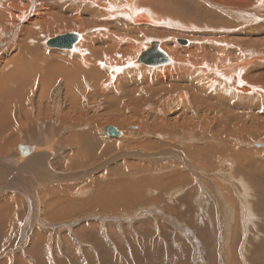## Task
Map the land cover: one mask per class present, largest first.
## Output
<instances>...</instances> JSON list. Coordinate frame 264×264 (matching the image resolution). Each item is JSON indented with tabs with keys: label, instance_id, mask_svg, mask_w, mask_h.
Segmentation results:
<instances>
[{
	"label": "bare ground",
	"instance_id": "obj_1",
	"mask_svg": "<svg viewBox=\"0 0 264 264\" xmlns=\"http://www.w3.org/2000/svg\"><path fill=\"white\" fill-rule=\"evenodd\" d=\"M239 1L242 0H203V2L212 6L213 10L228 16L238 15L239 17L246 14V16L240 17L247 19L250 18V13L252 16L259 17L260 20L263 18L264 0H257V4L254 1L256 5L251 6V8L238 5ZM167 2L169 5L164 8L160 1V4L158 3V0H74L76 5L74 11L77 13L72 16L71 20L63 21V17L61 18L56 14L57 3L55 0H0V55L3 54L6 48H12L14 52L10 56L3 54V58L0 59V156H6L10 152L11 146L21 140L24 143L19 144L20 146L26 149L30 148V152L22 154L18 147H14L11 149L12 153L9 157L0 158V180L8 181L5 182L3 189H21L29 197L31 210L34 209L32 217L36 214L35 200L38 199V195L37 199L34 197V190L40 184L58 178L54 171H78L86 168L89 164H91L89 166H92L100 158H105L109 154L120 153L126 147L133 146L132 143H120V141L117 142L109 136L104 138L98 135V133L103 135L102 129L109 125H103V128H99L97 133V126L95 127L96 124L92 118L93 115L89 114V112L96 111L91 110L90 104H88L93 95H99L101 98L110 94L107 97V102L112 106H108V111L103 106L102 113L99 112L101 115H96V117H100L98 120L103 123H111L118 115L117 106L119 104L115 106L114 103L120 101L121 104L123 102L125 104L135 96H146L147 94L151 95V100H154L164 89L169 90V92L166 91L168 96L165 99L159 100V102L155 101V109H152L151 105H148L146 109L149 113L155 114L153 118L155 117L158 123L163 125L159 128L157 137L167 142L162 143L158 139V141H143L141 144L145 150L154 151L163 147L179 149L189 160L203 159L205 161L204 166L207 167H212L219 156L224 157L226 156L224 154L227 153L234 158L233 161L236 160L238 165H244L247 161H250L252 155L256 154L254 144L258 142H256L257 140H251L259 136L257 124L259 122L264 123V120L263 122L262 119L258 120L255 115L246 117L242 113L236 115L227 111L218 113L216 119L215 115L209 116L208 109L210 108L207 105L210 103L206 102L203 96L206 89L216 90L218 89L216 86L221 84L220 90L225 89L223 92H226L228 90L226 84L232 87L231 89L236 95L251 93V96H257L263 92L264 87L257 84H264V76L261 77L262 80L257 77L255 80L257 84L244 83L241 78H246L247 70H253L257 67V63L253 62V59L264 61V54L257 55L254 53L260 50L264 51V38H261L256 31L252 34L245 33L243 39L227 38L233 44L235 43L234 45L241 46V48L238 47L239 49H244L248 53V55H239V58L243 57V59L236 61V63L229 60L233 57L237 60L238 55L234 52L239 51V49L224 42L212 41V44H205V41L202 40L200 43L195 44L194 41L189 43L186 40L189 46L186 48L179 47L171 42L167 35L156 32V28H170L176 27V25L184 28L188 24L193 25L194 28L196 26L192 22L186 24L183 21L184 19H180V16L176 15L178 14L176 5L172 4L171 0ZM87 8H91L94 14L91 21L83 19L82 14L77 11L78 9ZM213 14L218 18L221 16H217L214 12H209L208 15L213 16ZM84 16L86 17V15ZM120 19L126 23L116 25ZM242 20L240 19V21ZM61 21L65 25L58 23ZM217 22L218 25L225 27L227 23H235L236 20L222 19ZM56 24L68 28L67 31L79 30L80 40L72 50L62 51L66 52L65 54L56 53L54 49L47 52L56 59H46L43 65L40 63L42 60L40 51L31 49L38 46L34 42L33 35H39L42 27L47 29ZM106 26L111 28L108 30ZM190 26L188 28H191ZM251 26L253 24L248 29L254 30ZM122 29L124 32L121 31ZM130 30L135 35L127 36L125 32ZM19 31L21 32L20 36H18ZM231 31H233L232 28ZM162 36H164L162 38L163 42L160 45L158 41V46L170 58L169 63L159 66L162 68L156 73L157 75L146 76L148 70L145 69L147 68L139 69L140 67L137 65L140 64L138 56L143 52H140L143 48L145 51L151 47V40L159 39ZM30 44L31 47H29ZM37 44H39L38 38ZM165 65L167 66L163 67ZM124 67H126V74L117 75ZM134 71L139 72L135 73ZM130 73L131 75H129ZM126 77L128 78L126 79ZM83 78L88 79L91 86H82L84 83ZM115 78L118 80L114 81ZM111 80H113L114 85H107ZM203 80L206 82H203ZM88 88L89 90H87ZM223 92L218 91L219 94ZM117 95L119 97H116ZM229 97L237 99L232 95ZM90 102L95 103L97 101ZM202 104L206 107L201 106ZM128 105L131 104L128 103ZM110 107L112 108L110 109ZM202 107L207 111L200 112ZM129 109L130 112L131 110L133 112L137 111L135 106H130ZM216 109L218 108H212V110ZM145 115L147 116L148 113H145ZM145 115L144 117H146ZM138 118L140 119V117ZM69 124L83 129L67 135L70 130ZM128 127L133 129L132 133L128 132L129 135L138 134L137 127L135 128L134 125ZM117 131L120 132L117 137L119 138L122 133L120 130ZM249 140L251 143L248 142ZM25 141L33 142L29 144ZM205 141L212 143L218 141L224 145L216 147L204 143ZM230 141L236 145L239 144L240 147H237V149L232 148L235 144L232 145ZM198 142L200 144H196ZM58 144L68 147L72 145L75 149L69 151L60 159H52L51 156L60 151L58 150ZM246 145L254 146L251 148L253 151L244 149L248 148ZM183 146H187V148H182ZM137 147L134 146L133 148L137 149ZM17 151L20 154H17ZM148 151L146 152L149 153ZM144 152L143 156H145ZM171 155L172 152L164 151L150 157L153 160H163L166 157L170 158ZM13 157H16L18 161H15ZM228 161L222 160V162L230 164L231 161ZM150 177H153V175ZM155 178H149L148 182L164 186L175 181L173 177L165 182ZM138 186L139 183L129 179H121L114 183H111V181L110 183L99 182L96 185V188H98V192H96L101 193L105 203L106 200L111 199L118 207H123L126 199L137 197L134 192L137 188L139 189ZM61 200L58 199L57 202ZM48 202L47 206L55 204L56 200L52 203ZM72 203L68 204L67 202V206H73ZM47 206L45 207L47 208ZM3 207L5 210L8 209L7 205Z\"/></svg>",
	"mask_w": 264,
	"mask_h": 264
},
{
	"label": "rangeland",
	"instance_id": "obj_2",
	"mask_svg": "<svg viewBox=\"0 0 264 264\" xmlns=\"http://www.w3.org/2000/svg\"><path fill=\"white\" fill-rule=\"evenodd\" d=\"M55 1L57 3L56 14L61 18L63 17V21L71 20L72 16L77 13L74 11L76 8L74 0ZM159 1L164 8L169 5L167 2L169 0H158V3ZM254 1L257 4V0H242L239 1L238 5L251 8V6L256 5ZM171 2L176 5L178 9L176 15L180 16V19H184L183 21L186 24L192 22L197 27L194 28L193 25L188 24L191 28H188V25L182 28L179 24V26L174 24L176 27H158L157 30L155 29L156 32L167 35L169 40L179 47L186 48L189 43L194 41L195 44H198L202 40L205 41V44H212V41L224 42L234 47L236 46L235 43L233 44L227 38L243 39L245 33L252 34L254 31L261 38H264V14L261 20L250 13V18L245 19L240 16H246V14L239 17L238 15L228 16L213 10V7L203 2V0H171ZM77 11L82 14L83 19L91 21L92 16H94L91 8L78 9ZM209 12L221 16H219L220 18L214 14L210 16L208 15ZM222 19L236 20V22L227 23L224 27L218 25L217 22ZM240 19L243 20L240 21ZM58 23L62 24V21ZM118 23L116 25H122L126 22L120 19ZM251 24H253L251 27L254 30L248 29ZM62 25H65V23ZM231 28L233 31H231ZM67 29L56 24L47 29L42 27L39 35H33L34 42L38 46H35L36 49H31L40 51L42 58L40 63L44 65L46 59H56L47 53L53 50L46 46L48 39L65 33H79V30L67 31ZM151 29L153 30L152 27ZM125 33L127 36L135 35L133 31L131 33V30ZM20 35L21 32L19 31L18 36ZM163 37L150 42L159 41L161 45ZM37 38L39 44H37ZM178 39L187 40L189 43L181 46L176 42ZM29 47H31V44ZM238 47L241 48V46H236V48ZM143 49L140 52L144 51ZM54 50L56 53H66L62 52L65 50ZM12 53H14L12 48H6L3 51V54L8 56ZM234 53L238 57H236L237 60L235 57L229 60L233 63L243 59V57L239 58V55H248L244 49H239ZM254 53L263 55L264 51L260 50ZM3 54L0 55V59L3 58ZM253 62L257 63V67L253 70H247L246 78H241L244 83L257 84L255 82L257 77L262 80L261 77L264 76V61H257L255 58ZM120 65L124 66L123 64ZM137 65L140 67L139 69L147 68L145 69L148 70L146 76H155L162 68L146 67L141 63ZM125 68L117 75L126 74ZM116 78L114 81L118 80ZM83 80L82 86H91L88 79L83 78ZM109 82L107 85H114L113 80ZM203 82L206 81L203 80ZM207 82L209 83V81ZM100 85L102 84L100 83ZM257 85L264 87V84L258 83ZM225 86L228 89L226 92H223L225 89L220 90L222 84L216 86L218 88L216 90L206 89L203 97L206 102L210 103L209 106L207 105L211 109H208L209 116L215 115L217 119L218 113L227 111L236 115L242 113L246 117L255 115L258 120L262 119L263 122L264 91L257 96H251V93L236 95L233 93L232 87L226 84ZM167 90L164 89L163 92H160L163 95L158 93L159 96L154 100H151V95L147 94L146 96H135L125 104L124 102L121 104L120 101L114 103L115 106L119 104L117 106L118 115L111 123H103L98 120L100 117H96V115H101L103 106L106 111L109 110V105L112 106L107 102V97L110 94L101 97L102 99L99 95L91 96L88 104H90L91 110H96V113L89 112V114L93 115L92 118L96 124L95 127L97 126V133L99 128H103V125L113 126L121 131L122 136L111 138L117 142L120 141V143H132L133 146L126 147L128 150L124 149L120 153L109 154L105 157L106 159L100 158L92 166H89L91 165L89 164L86 168L78 171H54L59 179L48 180L36 187V191L34 190V197L36 198L38 195V199L35 200L36 214L34 217H32L34 209L31 210L29 197L21 189H3L2 187L8 181L0 180V188H2L0 189V264H264V123L259 122L257 124L259 136L251 140H257V144L262 146L246 145L248 148L243 147L250 151H253L252 147L256 148V154L252 155L250 161H247L244 165H238L236 160L234 162V158L230 157L228 153L224 154L226 155L224 157L219 156L212 167H207L204 166L205 161L203 159L189 160L179 149L163 147L154 151L145 150L141 144L143 141L160 140L162 143L167 142L157 137L159 128L163 125L159 124L155 117L153 118L155 114L146 110L148 105L155 109V101L159 102V100L165 99L168 96ZM218 91L223 93L219 94ZM231 95L237 99L230 98ZM116 97H119V95ZM90 101L97 102L91 103ZM128 103L131 104L130 106H135L137 111L133 112L131 110L130 112ZM201 106L206 107L203 104ZM204 107L201 108L200 112L207 111ZM215 107L220 108L219 111L218 109H216L217 111L212 110ZM145 113H148L149 116H146ZM132 125L135 128L137 127L138 134H128V132L132 133L133 131L128 127ZM68 126L70 130L67 135L83 129L78 126L79 130L73 124ZM139 126L141 127L138 128ZM98 135L106 138L100 133ZM58 141L60 140L58 139ZM32 142L27 143L31 144ZM217 142L205 141L204 143L216 147L224 145ZM248 142L251 143L250 140ZM21 143H24V141L14 143L10 148V152L6 156H0V158L9 157L12 153L11 149L20 146ZM230 143L235 144L231 141ZM237 145L235 144L232 148L237 149V147H240L239 144ZM134 146H140V149L138 147L135 149ZM182 148H187V146ZM74 149L72 145L68 147L58 144V150L60 151L56 152L57 155H52L51 158L60 159ZM164 151L172 152L170 158L153 160L150 157ZM143 152L145 156H143ZM13 158L18 161L16 157ZM225 159L231 161L230 164L222 162ZM150 160L152 161L150 162ZM152 175L153 177H150ZM97 176L100 183H110V181L114 183L121 179L136 181V183H139V189L137 188L134 192L137 197L126 199L123 207H118L111 199L106 200L105 203L101 193H97L98 188H96V185L99 183ZM148 177L151 179L156 177V180L163 182L173 177L175 181L163 186L148 182ZM58 199L62 200L57 202ZM54 200H56V205L47 206L48 201L52 203ZM67 202L68 204L73 202L74 205L69 207ZM58 204L63 205L60 207L61 205ZM4 205H7L8 209L5 210Z\"/></svg>",
	"mask_w": 264,
	"mask_h": 264
},
{
	"label": "water",
	"instance_id": "obj_3",
	"mask_svg": "<svg viewBox=\"0 0 264 264\" xmlns=\"http://www.w3.org/2000/svg\"><path fill=\"white\" fill-rule=\"evenodd\" d=\"M80 40V35L77 33H65L61 35H57L53 38H50L46 41V46L51 49H59V50H71L74 45ZM177 43L182 45H187V41L184 39L176 40ZM159 42H151V47L148 50L143 51L138 56V62L145 66L159 67L164 64H168L170 58L166 53H164L159 48ZM102 134L109 137H118L120 132L117 131L114 127L105 126L102 129ZM255 147H259L260 144H254ZM18 150L22 153L30 152V148H25L23 146H18Z\"/></svg>",
	"mask_w": 264,
	"mask_h": 264
},
{
	"label": "flooded vegetation",
	"instance_id": "obj_4",
	"mask_svg": "<svg viewBox=\"0 0 264 264\" xmlns=\"http://www.w3.org/2000/svg\"><path fill=\"white\" fill-rule=\"evenodd\" d=\"M226 160V159H225ZM227 161V160H226ZM229 162V161H228Z\"/></svg>",
	"mask_w": 264,
	"mask_h": 264
},
{
	"label": "crops",
	"instance_id": "obj_5",
	"mask_svg": "<svg viewBox=\"0 0 264 264\" xmlns=\"http://www.w3.org/2000/svg\"><path fill=\"white\" fill-rule=\"evenodd\" d=\"M262 71V70H261Z\"/></svg>",
	"mask_w": 264,
	"mask_h": 264
}]
</instances>
